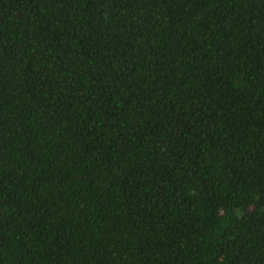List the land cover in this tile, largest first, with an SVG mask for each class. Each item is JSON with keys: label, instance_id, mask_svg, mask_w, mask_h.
<instances>
[{"label": "trees", "instance_id": "obj_1", "mask_svg": "<svg viewBox=\"0 0 264 264\" xmlns=\"http://www.w3.org/2000/svg\"><path fill=\"white\" fill-rule=\"evenodd\" d=\"M0 264H264V0H0Z\"/></svg>", "mask_w": 264, "mask_h": 264}]
</instances>
